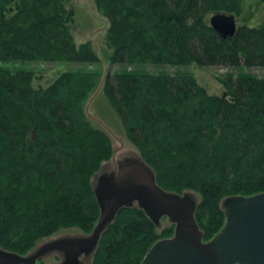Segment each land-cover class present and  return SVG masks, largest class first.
I'll return each mask as SVG.
<instances>
[{"label": "trees", "instance_id": "obj_1", "mask_svg": "<svg viewBox=\"0 0 264 264\" xmlns=\"http://www.w3.org/2000/svg\"><path fill=\"white\" fill-rule=\"evenodd\" d=\"M95 2L109 23L107 61L120 69H69L38 86L34 70L0 66V245L26 254L61 229L95 227L91 180L114 147L86 112L101 77L159 184L199 194L196 218L209 240L225 224V197L264 191V79L228 76L223 95L209 93L191 72L149 66L264 68V20L223 38L210 16L241 15L244 0ZM74 24L70 0H0V62L102 64L90 40L76 42ZM173 232L174 225L158 228L144 210L123 207L93 264H141Z\"/></svg>", "mask_w": 264, "mask_h": 264}, {"label": "water", "instance_id": "obj_2", "mask_svg": "<svg viewBox=\"0 0 264 264\" xmlns=\"http://www.w3.org/2000/svg\"><path fill=\"white\" fill-rule=\"evenodd\" d=\"M210 24L223 38L234 36L238 28L235 15L228 13L212 15ZM87 113L116 140L111 158L91 180L100 209L95 227L91 232L50 237L27 254L0 245V264H39L40 259L54 253L62 257L56 264H93L103 232L120 209L135 206L144 210L158 228L163 226V218L175 226L173 235L157 240L141 264H264V191L225 197L221 203L225 224L205 241L196 218L199 194L164 188L141 152L126 150L124 137L93 115L89 107Z\"/></svg>", "mask_w": 264, "mask_h": 264}, {"label": "rangeland", "instance_id": "obj_3", "mask_svg": "<svg viewBox=\"0 0 264 264\" xmlns=\"http://www.w3.org/2000/svg\"><path fill=\"white\" fill-rule=\"evenodd\" d=\"M70 4L75 11V24H74V36L77 43L86 42L92 40L97 43L99 50L95 46L96 51L101 54L102 64H76L66 61L56 62H41V61H13V62H0V66L8 67L13 70L18 68L32 69L36 72L37 78L35 80L36 85L47 86L54 81L61 73L69 69H86L100 71L103 75L108 70H118V65H112L107 61L110 50L106 45V34L109 27V23L100 14L97 9L95 0H70ZM211 18V16H210ZM209 18V20H210ZM238 24L249 23L258 24L264 20V3L262 0H244L243 12L241 15H236ZM106 65V66H105ZM151 71H166L169 73H175L178 71H185L193 73L198 81L204 85L209 93L222 94L225 91L223 80L231 75H244L248 76L252 80L264 79V68L253 66L248 68L246 66L230 67L223 65H199L193 63L186 66H149ZM103 77L98 78L95 83V88L91 92L93 94L102 82ZM102 89V88H101ZM95 97L91 104L90 111L93 115L100 118L104 123L111 126L113 130L125 139V149L138 152L136 143L131 140L126 132L123 121L118 113L114 110L104 90H101ZM90 118V117H89ZM91 123L97 127L102 128L101 124L90 118ZM113 143L116 141L113 139ZM167 219L163 220V226L169 225ZM77 234L83 233L82 230L77 228L61 229L53 237L58 234ZM52 238V237H51ZM46 238H42L37 242L36 246H39L45 242ZM57 253L46 256L42 259L41 264H56Z\"/></svg>", "mask_w": 264, "mask_h": 264}, {"label": "bare ground", "instance_id": "obj_4", "mask_svg": "<svg viewBox=\"0 0 264 264\" xmlns=\"http://www.w3.org/2000/svg\"><path fill=\"white\" fill-rule=\"evenodd\" d=\"M217 13H226V12H217ZM216 14V13H215ZM228 14H232V13H228ZM214 15V14H213ZM235 15V14H234ZM235 17H236V15H235ZM105 18V17H104ZM106 19V18H105ZM106 21H107V19H106ZM108 22V21H107ZM92 43H93V45L94 46H96L97 47V49L99 50V47H98V45H97V43H94L92 40H90ZM100 56H101V54H100V51H99V53H98ZM106 66V65H105ZM100 87V86H99ZM99 87H98V89H99ZM97 89V90H98ZM97 90L91 95V97L89 98V100H88V102H87V104H86V112L88 111V107H89V109L91 108V104H92V102L94 101V99H95V97L99 94V92L97 93V94H95L96 92H97ZM102 90V89H101ZM87 115H88V113H87ZM179 193V192H178ZM57 234V233H56ZM55 235V234H54ZM54 235H52V236H54ZM61 235H64V234H58L57 236H61Z\"/></svg>", "mask_w": 264, "mask_h": 264}, {"label": "flooded vegetation", "instance_id": "obj_5", "mask_svg": "<svg viewBox=\"0 0 264 264\" xmlns=\"http://www.w3.org/2000/svg\"><path fill=\"white\" fill-rule=\"evenodd\" d=\"M55 258H57V261H59L58 263L62 261V257L60 254L55 255Z\"/></svg>", "mask_w": 264, "mask_h": 264}]
</instances>
